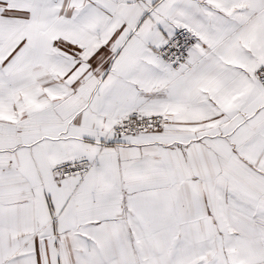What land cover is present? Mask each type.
Segmentation results:
<instances>
[{
    "label": "snow or ice",
    "instance_id": "snow-or-ice-1",
    "mask_svg": "<svg viewBox=\"0 0 264 264\" xmlns=\"http://www.w3.org/2000/svg\"><path fill=\"white\" fill-rule=\"evenodd\" d=\"M0 264H264V0H0Z\"/></svg>",
    "mask_w": 264,
    "mask_h": 264
}]
</instances>
